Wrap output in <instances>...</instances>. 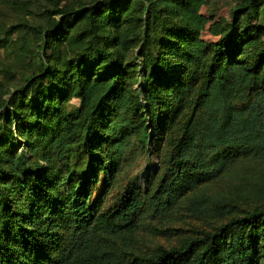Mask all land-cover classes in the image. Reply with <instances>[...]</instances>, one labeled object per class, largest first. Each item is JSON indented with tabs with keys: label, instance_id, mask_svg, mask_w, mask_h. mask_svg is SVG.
<instances>
[{
	"label": "trees",
	"instance_id": "trees-1",
	"mask_svg": "<svg viewBox=\"0 0 264 264\" xmlns=\"http://www.w3.org/2000/svg\"><path fill=\"white\" fill-rule=\"evenodd\" d=\"M207 1L48 0L36 24L0 23V49L14 33L18 61L37 48L14 90L0 67V264H264V0L213 23L215 42ZM147 153L149 188L130 180L107 204ZM194 214L207 230L146 236Z\"/></svg>",
	"mask_w": 264,
	"mask_h": 264
},
{
	"label": "rangeland",
	"instance_id": "rangeland-1",
	"mask_svg": "<svg viewBox=\"0 0 264 264\" xmlns=\"http://www.w3.org/2000/svg\"><path fill=\"white\" fill-rule=\"evenodd\" d=\"M242 0H208L201 9V12L208 17L209 21L206 26V29L202 32V38L206 40L207 42H215L219 39V35H216L214 31L210 28L213 23H218L221 27H231L232 24V17H231V8L235 5L240 3ZM48 4V0H31L27 3L26 9H11L6 4H3L0 2V23H4L7 26H10L11 24L15 23H21V22H27L36 24L38 23V19H40L41 15L39 12H41L46 5ZM28 9H34V14H28ZM254 23H259L264 26V9L261 13L260 17L255 18L253 20ZM28 31V30H27ZM32 36H34L31 33ZM10 40H12V49L11 50H3L0 49V67L4 65L5 67H9L11 64V67H14L16 69L15 71V77L12 81L11 88L14 90L16 87L20 85L22 82V79L20 77L19 71L27 72L29 73L32 64L30 62L34 61L36 58V46H32L33 52L30 53V55L27 56L26 60L23 62H20L17 60V47L19 46V40H18V34L14 33L12 37H9ZM258 43H261V46L264 50V34L260 36L258 39ZM136 51V50H135ZM134 51V53H135ZM260 50H257L259 52ZM12 92V91H11ZM11 92L7 95V98L9 100ZM73 104H78V99H73L71 101ZM165 141L160 142V149L162 151H165L167 148V145H165ZM161 157L158 153H147L144 155L137 165L130 169L129 171L122 174L120 177L118 183L116 186L112 187L107 193L103 194L104 199L106 200V203L109 204L113 202L115 197L118 193H120L125 186H127L128 182L130 180L135 181L138 187L142 189H148L149 186L148 180L150 178V174L147 173L148 168H154L153 173H157L158 168L160 166ZM156 169V170H155ZM257 174H255V177ZM234 177V176H233ZM245 177H249V179H245ZM253 175L250 174H243L241 177H234L235 179L232 181L233 183H240L236 188L241 189L240 193H248V188L250 187L249 184L254 183L255 178ZM102 185L100 184L98 187V190L95 191V196H98L101 193ZM251 199H254L252 195H250ZM250 199V198H249ZM236 202H240L243 204V200L240 198L236 199ZM178 218L175 219L173 223V227L176 228L173 231V234H157L154 233L152 235L146 234V236H150V239L152 243H159L163 245H170L175 242V236L180 234H194L196 231L205 229L207 230L209 228V225L211 224L209 220H206L198 215H178ZM154 222L158 225L160 221L154 220ZM161 227V225L159 226ZM183 228V229H181ZM155 234V235H154ZM174 236V237H173Z\"/></svg>",
	"mask_w": 264,
	"mask_h": 264
}]
</instances>
